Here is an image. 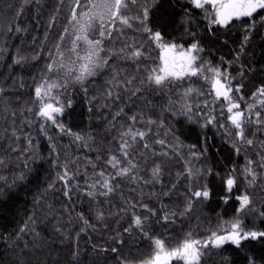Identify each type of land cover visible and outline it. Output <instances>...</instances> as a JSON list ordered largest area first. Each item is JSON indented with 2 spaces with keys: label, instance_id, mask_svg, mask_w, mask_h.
I'll return each mask as SVG.
<instances>
[{
  "label": "trees",
  "instance_id": "trees-1",
  "mask_svg": "<svg viewBox=\"0 0 264 264\" xmlns=\"http://www.w3.org/2000/svg\"><path fill=\"white\" fill-rule=\"evenodd\" d=\"M70 1L34 0L24 5L23 0H0V159L4 160L0 165V264H140L154 251L144 232L176 247L188 233L203 242L236 218L246 230H264L263 127L254 123L245 127V137L253 140L252 145L237 140L236 130L220 116L223 102L215 101L209 94V84L197 78L171 84L155 95L156 88L147 83L145 69L155 65L158 50L138 22L130 28L117 25L119 31L106 46L121 55L127 54L126 45L140 44L144 56L137 61L113 59L87 90H76L73 103L58 116L57 123L64 126V131L34 115L39 107L34 89L45 82L49 59L67 25ZM138 2L150 5L148 27L161 31L166 41L187 47L194 42L188 33H195V40L203 48L202 60L215 67L222 60L234 61L237 65L231 73L241 74V93L246 100L264 86V25L259 23L263 12L254 17L256 25L250 32L245 29L252 19L209 30L200 13L181 0ZM136 14L135 9L126 13L130 17ZM245 35L249 36L246 44ZM122 48L125 53L120 52ZM134 76L145 79V83L141 85L137 79L132 85L113 87L114 78L119 81ZM189 87L195 90L188 101L193 105L191 118L179 111L183 101L169 110V100L178 101ZM136 88L141 91L133 95ZM110 89L113 97L107 94ZM116 94L120 99L114 98ZM205 100L208 108L203 107ZM205 113L215 115L216 122L202 127ZM134 114H143L145 120L150 117L156 123L148 126L141 121L134 125L147 134L144 140L132 142L130 157L139 165L137 174L144 180L151 178V169L159 164L160 181L144 184L118 178L115 192L92 200L84 194L86 183H92L94 174L101 170L114 174L106 161L112 155L111 148L119 149L120 132L130 126L129 117ZM14 130L19 139L13 137ZM74 134L84 140H76ZM192 152L197 153L196 158ZM249 160L255 162L252 168L257 174L253 185H248L244 173ZM65 166L75 176L70 182L71 200L65 197L64 184L57 179ZM187 168L201 173L189 178ZM229 174L236 177L230 194L224 183ZM204 185L210 190V198L193 199L191 211L181 215L190 196L187 189L194 191ZM245 191L252 204L238 213L236 197ZM225 196L229 197L227 202ZM126 201H139L157 210L143 230L132 227L124 231L132 224L133 212L141 217L148 215L139 207L132 209ZM97 211L104 212L103 220L96 219ZM166 212L176 215L165 222L162 217ZM81 213L93 227L78 218ZM74 251L78 253L76 260ZM250 261L264 264V240L249 241L241 249L231 244L208 247L201 257V264Z\"/></svg>",
  "mask_w": 264,
  "mask_h": 264
},
{
  "label": "snow or ice",
  "instance_id": "snow-or-ice-1",
  "mask_svg": "<svg viewBox=\"0 0 264 264\" xmlns=\"http://www.w3.org/2000/svg\"><path fill=\"white\" fill-rule=\"evenodd\" d=\"M188 3L194 10H203L205 12V19L209 22V30L215 25L227 27L236 20L250 18L253 22L245 29L246 32H250L256 25L254 17L259 15L261 11H264V0H188ZM84 7H87L88 11H80L78 13L77 9H82ZM132 9H135L137 14L131 17L126 15V13L130 12ZM149 12L150 5L147 3L141 4L138 0H88L87 5H85V0H74L70 23L73 24L75 29L73 33L75 38L72 40L70 51L76 56V60L71 61L72 66L78 73L74 76L75 81L83 82L87 77L96 75L99 68L108 64V53L105 52L103 43L105 39L111 41L113 34L119 31L117 25L130 28L133 22H138L139 28L143 33L147 34L148 41L154 44L159 52V64L154 68L145 69L147 72V83L162 88L172 82H180L186 79L190 80L194 77L203 78L210 84L209 94H214V100L217 102H226V109L221 107L220 116L223 119L225 118V112L227 113L226 119L236 130L235 137L237 140L249 146L252 145L253 140L246 139L245 137V127L249 123H254L258 127H264V120L260 118V111H256L253 115L252 110L256 105L249 104L247 106V112L240 109L239 102L234 100L232 96V93L234 91L238 93L240 88H233V78L229 76L226 70L213 67L210 62L202 60L200 53L203 52V48L200 46L199 41L195 40V33H188L193 36L194 42L187 47L183 44H177L174 41H166L161 31H153L148 27ZM259 23L264 25V17L260 18ZM97 27L99 38H89V34L95 31ZM64 32L67 34L68 29L65 28ZM63 39L64 36H61V40ZM248 40L249 36L245 35L244 43L246 44ZM81 42H83L84 45L83 55L80 54ZM126 48L127 54L123 57L125 59L137 61L144 56L145 49L143 45L131 44L126 45ZM57 49V55L63 57L64 53L59 51L60 45H57ZM240 51H243V44ZM102 52L105 53L103 57L101 56ZM120 52L125 53V49H120ZM113 55L115 54L113 53ZM238 56L239 54L237 58ZM16 62L19 63V61ZM47 68L48 72L52 73L57 69H69V66L63 62L58 63L56 60H53L52 63L48 64ZM205 73L208 75H205ZM65 75L71 76V69H69ZM137 79H139L141 85L145 83V79L135 76L119 81L114 78L113 87L132 85ZM49 80H51V77L47 78L44 83L34 89L35 101L39 105L34 115L41 118L43 121L51 122L56 127H59L61 131H64V126L57 123L58 116L64 112V105L60 103L59 95H54L53 92L54 90L58 91L62 87H65L68 80H51V82H49ZM0 91H2V89H0ZM138 91H141V89H134L132 94L135 95ZM194 91V89L189 87L181 94L178 101L169 100V110L174 108L177 103L183 101L179 111L191 118L193 105L188 101ZM107 94L109 97H113L112 89H110ZM201 95L203 94L201 93ZM257 95L264 96V86L257 89L256 93H253V97ZM114 98L118 100L120 96L116 94ZM259 103L264 106V100H260ZM208 106V102L205 100L203 107L208 108ZM28 111L31 112L32 109H28ZM122 111L121 109V112ZM13 115H15V113H13ZM117 115H120V113H117ZM205 119L206 123L202 125V127L216 122V116L209 113H205ZM129 120L131 121L130 126L120 132L118 154L110 155L106 161L107 166L111 167L114 174L101 170L94 174L92 183H86L84 194L92 200H95L97 197L107 198L110 194L115 192L119 188V185L115 183L118 178L129 179L136 183L143 182L144 184L160 181L162 169L159 164H155L151 169V178L144 180L143 177L137 174L139 165L133 162L129 152V149L132 147V142L137 141V139L144 140L147 134L145 131L135 129L134 125L143 121L148 126H151L156 122L150 117L145 120L143 114H134L129 117ZM221 127H224V125H221ZM43 128L44 125L41 124V129L43 130ZM148 130L150 131L151 128L149 127ZM12 135L16 137V139H19V137L16 136L15 130ZM74 135L76 140H84L83 136L79 134ZM156 142L161 145L165 144L164 140H158ZM29 144H31L30 139ZM144 147L148 148L149 145L145 143ZM237 151H239V149H237ZM161 154L167 155V153ZM191 155L193 158H196L197 153L192 152ZM121 157L123 159H121ZM254 163V161L249 160L244 169L245 179L248 185H253L257 179V174L252 168ZM2 164H4V160L0 159V165ZM262 166H264V164H262ZM95 167L96 166L93 165V168ZM186 171L189 178H195L201 173V170L196 169L194 171L192 168H187ZM208 172L210 173L211 170L209 169ZM249 176L251 177L250 179H248ZM22 178L23 177H21V179ZM57 179L64 184L65 197L71 200L72 197L70 193L73 191V186L70 182L75 179L74 174H70L68 167L65 166L63 174H58ZM224 183L226 191L230 194L236 184V177L229 174ZM49 187L52 186L50 185ZM172 188H175V185H173ZM187 191L190 193V196L186 198V205L181 215L191 211L193 199L207 200L211 195L207 185L197 188L194 191L189 188ZM164 195H169V193H164ZM228 198V196H225L223 199L227 202ZM236 200L239 202V208L237 209L238 213L250 207L252 204V198L247 191L237 196ZM126 203L132 209L137 207L143 209L148 215L141 217L135 215L133 212L132 224L129 228L124 230L125 232L131 231L132 227L143 230V226L147 222L149 216H155L157 213L156 209L150 208L148 204L139 201L135 203L126 201ZM123 211L126 212V210ZM175 215V212H166L162 219L168 222ZM261 216L264 217V213H261ZM78 218L83 220L84 224L88 227H93V225L89 224L88 220L84 218L82 213L78 214ZM96 219L103 220L104 212L97 211ZM32 223L34 224L35 222L32 221ZM21 231H24V229H21ZM56 231L59 232L61 229L57 228ZM80 231L84 232L85 229L81 228ZM143 235L149 238L154 251L149 258L142 260L140 264H173L174 260L182 262V264H201L203 250L207 249L210 245L215 248H220L226 243H230L237 249H241L249 241L264 240V230H246L243 222L239 218L231 222H225L219 231L212 232L210 237L203 242L198 239H193L192 233H188L187 237L183 241L178 242L176 247H169L164 239L149 236L147 232H144ZM77 236H79V233H77ZM111 251L117 252V249L112 248ZM72 256L73 260H76L78 258V253L74 251ZM250 264H255V262L250 261Z\"/></svg>",
  "mask_w": 264,
  "mask_h": 264
},
{
  "label": "rangeland",
  "instance_id": "rangeland-1",
  "mask_svg": "<svg viewBox=\"0 0 264 264\" xmlns=\"http://www.w3.org/2000/svg\"><path fill=\"white\" fill-rule=\"evenodd\" d=\"M34 0H23V4L26 5L30 2H32ZM183 1L185 4L189 5L191 8L192 6L188 3V0H181ZM73 2L74 0H71L69 2V5H68V21H67V25H66V28L68 29V33L65 34V32H63V35L64 36V39L61 40L60 39V42L58 45H60V49L59 51L60 52H63L64 55L63 57H60L57 55V52H58V49L56 48L53 56L49 59V63H52L53 60H56L58 63L59 62H63L64 64L68 65L69 66V69H71L72 71V75L71 76H66L65 73L69 70V69H57L56 71L52 72V73H49L48 70H47V73H46V76H45V80L49 77H51V80H59V81H63L65 79L68 80V83L65 87H62L61 89H59L58 91L57 90H54L53 94L54 95H59L60 97V103H62L64 105V108L68 105H71L73 103V95H74V92L78 89H82V90H87V88L89 87V85L94 81L96 80L97 78L101 77L103 75V73L105 72V70H107L108 68V64L111 60L113 59H116V60H119V61H131L130 59H125L123 58L124 55L126 54H115L113 55V53L111 51H109L107 49V43L109 42L108 39H105L104 40V43H103V48L105 50V52L108 53V64L105 65L104 67L102 68H99L96 72V75L94 76H90V77H87L83 82H76L75 79H74V76L76 74H78L76 72V69L72 66L71 64V61H74L76 60V56L75 54H73L70 49H71V46H72V40L75 38L73 33L75 32V29L73 27V24L70 23V17H71V13H72V6H73ZM88 3V0H85V5H87ZM193 9V8H192ZM78 13L80 11H88V8L87 7H84L82 9H77ZM202 19L209 25V22L208 20L205 19V12L203 10H197ZM264 13V11H261ZM245 19H250V18H243L242 20H236L234 21L233 23H238L240 21H243ZM232 23V24H233ZM231 24V25H232ZM216 26H219V25H215L213 27H216ZM220 27H223V26H220ZM89 38L91 39H96V38H99V31H98V27L95 31L91 32L89 34ZM83 42H81V50H80V54L83 55ZM105 55L104 52L101 53V56L103 57ZM158 56H159V52H158ZM155 65L153 66L152 65V68L156 67V65L159 64V60H158V57L155 59ZM152 61L154 62V60L152 59ZM236 65L234 61H224L222 60L221 61V64L218 65L219 68H221L222 70H226L227 73L229 74V76L232 79V86L233 88L235 89L236 87H239L240 88V91L237 93V92H233L232 93V96H233V99L236 100L237 102H239L240 104V109L242 111H245L247 112V106L249 104H255L256 107L252 110L253 112V115L256 111H260L261 113V120H264V106H262L259 101L260 100H264V96H259L257 95L256 97H253V94L246 100L244 97H242V93H241V74L240 73H235V74H232L231 71H233L235 68H236ZM215 67V66H213ZM205 75H208L207 73H205ZM195 78V77H194ZM203 82H205L206 84H209L207 83L203 78H197ZM51 80H49V82H51ZM188 80V79H187ZM176 82H172L171 84H174ZM171 84H168V85H165L164 87H157L155 86V92L157 93H154L155 95L160 93L161 91L163 90H167V88L171 85ZM209 86V89H210V84L208 85ZM257 91H255L254 93H256ZM214 95V94H213ZM242 98V99H241ZM224 104V108L226 109V102H223ZM226 115L227 113L225 112V118H226ZM227 121V119H226ZM229 122V121H227ZM230 123V122H229ZM263 131H264V127H263ZM113 149V150H112ZM111 152L112 154H118V150H115V148H111ZM122 159V158H121ZM227 192V191H226ZM228 193V192H227ZM229 194V193H228ZM239 196V195H238ZM209 199V198H208ZM224 225V224H223ZM226 244H230V243H226ZM209 247H212L211 245ZM204 251V250H203ZM173 262H177V261H173Z\"/></svg>",
  "mask_w": 264,
  "mask_h": 264
}]
</instances>
